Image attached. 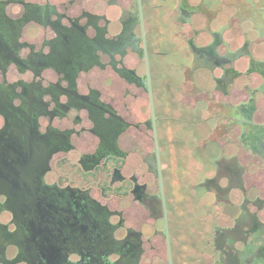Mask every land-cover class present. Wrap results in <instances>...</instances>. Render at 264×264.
Instances as JSON below:
<instances>
[{
  "label": "flooded vegetation",
  "instance_id": "flooded-vegetation-1",
  "mask_svg": "<svg viewBox=\"0 0 264 264\" xmlns=\"http://www.w3.org/2000/svg\"><path fill=\"white\" fill-rule=\"evenodd\" d=\"M0 264H264V0H0Z\"/></svg>",
  "mask_w": 264,
  "mask_h": 264
},
{
  "label": "rangeland",
  "instance_id": "rangeland-1",
  "mask_svg": "<svg viewBox=\"0 0 264 264\" xmlns=\"http://www.w3.org/2000/svg\"><path fill=\"white\" fill-rule=\"evenodd\" d=\"M237 15H239V8L236 11V16ZM226 37H227V40L231 43V47H236L239 45V37L238 35H236V32L234 31V29L228 31ZM206 40L207 38L201 37L200 40H198V43L206 41ZM162 45H163V49L168 53V54L166 53V55H164L162 59L163 70L165 73L164 80L171 81V85H172L173 80L175 82L176 80L179 81L181 79V72L179 71V68L182 65L188 64V59L190 55L187 52V48L184 42L180 38H172L171 35L168 34V31L162 40ZM199 77L205 80L206 73L204 70L200 71ZM168 96L170 97V94H168V92L165 91L164 93L165 109H167L168 106H170L169 102H171V98H168ZM168 125H169L168 126L169 128L170 127L172 128L171 124H168ZM183 156L184 155L182 154L181 159H187ZM199 191L200 192H197V196L193 197L188 194L187 190H185L183 191L182 195L179 196V198L180 200H183V202L190 203V205L194 203L196 204L198 202L197 199L202 196L200 195L202 193L201 190ZM194 198H197V199H194Z\"/></svg>",
  "mask_w": 264,
  "mask_h": 264
}]
</instances>
